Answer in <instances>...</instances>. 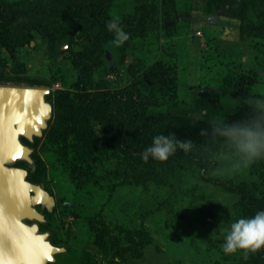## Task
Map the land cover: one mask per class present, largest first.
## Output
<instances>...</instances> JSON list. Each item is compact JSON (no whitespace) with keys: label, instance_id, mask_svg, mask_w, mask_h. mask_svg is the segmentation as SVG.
<instances>
[{"label":"rangeland","instance_id":"1","mask_svg":"<svg viewBox=\"0 0 264 264\" xmlns=\"http://www.w3.org/2000/svg\"><path fill=\"white\" fill-rule=\"evenodd\" d=\"M0 1L57 9L75 0ZM100 1L130 35L116 45L100 29L110 58L89 78L73 36L34 32L9 56L0 46V78L48 89L52 106L41 136L26 140L30 162H17L54 201L36 205L45 218L27 224L63 249L54 264H255L259 249L223 251L222 230L250 216L244 192L264 208V156L246 160L200 129L246 114L245 97L264 96V0H220L228 12L209 0H174L176 19L167 18V0ZM125 88L147 100L144 118L156 134L176 128L204 138L209 163L140 157L151 135L128 133L106 97Z\"/></svg>","mask_w":264,"mask_h":264},{"label":"trees","instance_id":"2","mask_svg":"<svg viewBox=\"0 0 264 264\" xmlns=\"http://www.w3.org/2000/svg\"><path fill=\"white\" fill-rule=\"evenodd\" d=\"M173 2L174 0H167V18L176 19L178 14L173 11V6H171ZM220 2V0H209L212 7L221 8L226 12L233 10L232 6L227 8ZM226 2L229 3L228 0ZM107 7L108 5L100 0H75L57 9H48L41 4H36L30 9H12L6 8V5L0 1V12L6 15L0 18V46L4 54L9 56L17 47L29 43L34 32L59 40L73 36L76 42L83 45V52L80 53L83 76L89 78L96 67L100 66L102 61H105V58L102 59V53L105 52L108 44L102 46L103 39L97 38L100 29L105 31V39L112 40L114 37V33L106 27V21L110 19L106 12ZM259 37L260 40H263L261 45L264 49V32L259 33ZM106 97L113 115L117 119H122L128 133L150 134V137L156 134L144 118L147 100L138 95L133 88L115 89L110 91ZM227 119L236 118L230 117ZM169 131H174L178 136L183 137L181 131L176 128H168L163 132L167 133ZM150 137L146 139L147 144L139 148L140 157H142L141 153L144 148L152 142ZM191 140L193 142L192 147L188 151L178 148L175 153L161 161L181 162L191 160L200 161L203 165H207L209 161L203 154L205 139L196 138ZM150 159L153 158L150 157ZM244 196L249 215H254L256 211L262 208L259 205L260 203L258 204L256 196L249 192H244ZM205 209L206 206L202 205L199 207V212L204 213ZM254 263L264 264V246L258 250Z\"/></svg>","mask_w":264,"mask_h":264},{"label":"water","instance_id":"3","mask_svg":"<svg viewBox=\"0 0 264 264\" xmlns=\"http://www.w3.org/2000/svg\"><path fill=\"white\" fill-rule=\"evenodd\" d=\"M104 58H110L109 51ZM47 93L41 87L0 86V264H48L63 251L39 233L37 225L21 221H43L35 206L50 208L54 201L43 185L26 179L27 170L11 166L17 160H31V149L19 136L29 141L41 136L52 109L45 100Z\"/></svg>","mask_w":264,"mask_h":264},{"label":"clouds","instance_id":"4","mask_svg":"<svg viewBox=\"0 0 264 264\" xmlns=\"http://www.w3.org/2000/svg\"><path fill=\"white\" fill-rule=\"evenodd\" d=\"M106 27L114 33L111 43L123 44L128 40L130 33L125 31L119 17H112L106 21ZM249 111L228 120L224 117H215L208 121L209 127H202L200 134L211 136L227 146L234 154L252 160L264 156V96L249 95L243 101ZM192 140L180 137L174 131L158 132L152 137V142L144 148L141 156L144 160L150 157L156 160H165L177 149L188 151L192 147ZM224 232L221 245L225 253H233L243 249L245 255L255 252L264 246V208L254 215L240 216L232 220Z\"/></svg>","mask_w":264,"mask_h":264},{"label":"flooded vegetation","instance_id":"5","mask_svg":"<svg viewBox=\"0 0 264 264\" xmlns=\"http://www.w3.org/2000/svg\"><path fill=\"white\" fill-rule=\"evenodd\" d=\"M15 77H16V76H15L14 74H5V75H2V78H0V82H1V83H0V86H22V87H26V86H27L26 83L21 84V85H11V84H9L10 81L15 80ZM5 83H6V84H5ZM26 140H27V139H26L24 136H22V135L19 136V141L21 142V144L26 145ZM18 161L26 162L25 160H17L14 164H11V166H15V167L23 168V169L26 170L25 167H22L21 165H20V166L17 165V162H18ZM27 175H28V173H27ZM26 179L28 180V177H26ZM44 218H45V217H44ZM21 221H22L23 223H26V224H27L25 218L21 219ZM38 230H39V227H38ZM84 257H85V256H84ZM88 257H89V256H88ZM86 258H87V257H86ZM58 261H59L58 256L55 255L54 260L51 261V262H49L48 264H54V263H56V262H58ZM78 261H79V262H78V263H75V264H85V262H86V264H89V263L91 262L90 258H88V259H81V258H80ZM81 261H84V262H81Z\"/></svg>","mask_w":264,"mask_h":264}]
</instances>
